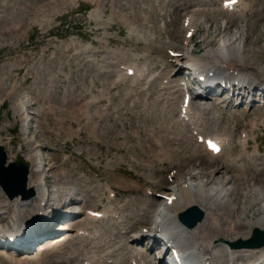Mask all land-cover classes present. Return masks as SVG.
I'll return each mask as SVG.
<instances>
[{
  "label": "rangeland",
  "instance_id": "374dc122",
  "mask_svg": "<svg viewBox=\"0 0 264 264\" xmlns=\"http://www.w3.org/2000/svg\"><path fill=\"white\" fill-rule=\"evenodd\" d=\"M171 1L0 0V145L6 151L7 164L12 161L16 164L25 163L30 170L37 164L45 176L51 177L45 192L50 191L52 194L51 203L56 210L38 215L45 223L42 225L43 235L47 232L45 227L51 226L50 223L57 216L68 215L56 214L58 207L72 215L66 219H56L55 225L48 230L52 232L50 241H57L64 234L74 235L81 227L86 219L81 211L86 204L82 201L83 194L88 192L87 196L93 194L95 198L91 203L86 199L89 203L86 209L101 211L123 208L122 216L127 223L135 216L128 226L137 223L143 225L148 217L155 221L154 213L159 210L161 201L153 200L151 193L165 188L168 191L171 188L180 189L190 177L187 174L196 173V168L200 166L199 159L190 160L185 165L163 163L156 158V153L159 151L161 155L160 149L163 147L172 150L179 146V142L170 139L176 134L175 129L162 119L163 109L168 108L169 104L165 99L168 94H165L161 86L168 89L170 84L165 83L169 79H160V75H168L166 68L171 64L169 49H178L185 35L181 29L183 16H186L184 14L197 12L194 11L196 7H193L195 4L190 0ZM185 1H189L188 5H183ZM253 5L252 9L247 10L246 16L236 19L217 12H211V15L197 14L198 30L192 37V43L197 44L198 52L206 49L208 44L216 46L222 40L233 39V33H239L244 38L245 48L252 51L255 67L264 73V0H257ZM215 15H218L217 18ZM112 61L117 65L109 63ZM120 62L145 66L139 68L132 64L124 67L126 71L127 67L134 68V72L144 71V78L137 79L134 74L135 80L132 75L120 76ZM172 65L169 66V77L173 74ZM148 70V78L158 74V79L154 76L147 82L145 77ZM256 88L257 93L245 104L242 102L241 105L227 107L224 103H216L215 119H212L217 121L216 128L212 126L217 131L233 134L232 130L235 129L230 152L234 159L246 151L248 153L246 157L238 159L240 168L232 166L226 170L227 177H241V180L233 179V182L223 184V179L210 183L207 177L202 178L207 192L214 193L217 189L229 192L225 198L230 200L228 204L233 207V220L235 217L244 221L255 220L262 214L263 203L259 198L264 199V97L259 87ZM224 98L223 92L219 93L218 99ZM209 100L215 103L214 97ZM22 101L26 106L24 114L17 108ZM259 110L261 112H257ZM103 111L106 113L104 116L101 115ZM242 133L250 138L246 151H243L244 146L241 144ZM254 149L260 151L262 157L259 160L257 155H253ZM14 154L16 157H13ZM228 158L226 155L219 158L218 162ZM209 165L205 161V168ZM241 168L245 169L243 173L239 171ZM64 171L81 178L82 184H86L84 188L81 187L84 191L79 190L77 183H66V180L61 179ZM175 174L176 181L173 178ZM0 176L6 181L8 179L7 183L11 181V189L21 190L15 186L18 184L17 176L4 173L1 156ZM29 176V190H26L27 187L24 190L31 195ZM64 189L79 198L76 204L70 201L64 203L61 195ZM109 190H113L115 197H108ZM56 193L59 194V201L53 199ZM147 207L152 213L146 212ZM6 209L0 211V218L4 221L12 218L14 208ZM187 209L183 211L186 213ZM74 211H78L77 215ZM129 213L132 216L130 218ZM47 214L51 215L48 222ZM36 216L37 213L24 220L31 224L40 218ZM72 221L76 224L70 230L58 231L62 229V222L66 225ZM225 221V231H220L221 240L234 239L237 243L252 237L253 230L248 231L244 227L233 231L232 217ZM102 224L96 225L98 235L105 233L108 228H114L110 220ZM147 227L151 230L150 225ZM236 234L241 237L236 238ZM123 236L125 238L117 240L124 244L128 236ZM49 239L37 243L36 250L31 253L22 252V258L26 260L28 254H31L34 259L41 258L39 262L35 261L39 264L43 261L46 262L44 264H51L58 253L61 258L65 251L60 255V248L48 244ZM146 243L149 244V240ZM77 244L82 243L79 241ZM84 244L86 250L84 248L76 252L77 256L81 252L93 250ZM139 248L146 250V246ZM156 249L152 244L149 250L151 259L155 264H164L165 258H160L161 254L160 257L157 255L159 249ZM9 252L0 249L2 257L3 254L21 257L16 252ZM69 253L66 251L65 255ZM2 257L0 264H10L6 259L2 260Z\"/></svg>",
  "mask_w": 264,
  "mask_h": 264
},
{
  "label": "bare ground",
  "instance_id": "6f19581e",
  "mask_svg": "<svg viewBox=\"0 0 264 264\" xmlns=\"http://www.w3.org/2000/svg\"><path fill=\"white\" fill-rule=\"evenodd\" d=\"M172 1L178 2V0ZM190 1L195 4L193 5V7H196L194 11L197 12H189L184 14L186 16H183L184 21L182 22L181 29L182 32H185V35L182 38L179 48L171 49V51L178 53V56H170L171 64H173L172 66L174 67V70L171 71V73L173 72V74L171 77H169L170 64L166 68V73L168 75H160V79H169L165 81V83L170 84V87H168V89L161 86V89L165 91V94H168L165 99L168 100L167 102L169 104L168 105L166 103L168 105V108L163 109L162 119L168 121L169 124L172 125L175 129L176 134H174L170 139H172V141L179 142V146L176 148H171L172 150L163 147L162 149H160L161 155H159V151L156 153V158L163 163L171 162L185 165L186 162H189L190 160L199 159L201 162L200 166L196 168V173H191L193 175L187 174L190 177L187 178L186 181H184L180 189L171 188L168 191V188H165L161 189V191L156 190L155 192L151 193V197H153V200H159L161 202H159L158 205L159 210H157L155 213L153 212L155 214V221L152 217H148L145 221H143V225H141V223H137L138 225L128 226L127 224L129 223V221L135 216L133 218H130L132 217L130 213L129 216L126 215L125 217L128 216L130 218L127 223L124 219V216H122V213L124 211L123 208H109L103 211H97L89 208L86 209V206H88L89 203L93 202V199L95 198V195L93 194L91 195V197H89V195L87 196V194L89 193L87 191L88 193H86L85 195L83 194L82 200L85 201L86 204H84L81 210L83 211V214L86 215V219L83 223H81V227L78 228L77 232L74 235L64 234V236L59 238L57 241L48 242V244H53L58 249L60 248V255L61 252L64 251L70 252L69 255H65L64 252L63 256L65 255V257L62 256L63 258H60V256H58L59 253L58 255L56 254L58 251L57 249L56 253H54L57 255V258L51 264H155L151 259L149 250L150 247H152V244L153 246L158 245L159 237H157L156 235H151L150 229L147 227V225H150V227L160 226V228H162V231H160L162 235L173 236L183 249V259H188L191 264H264V246L256 248L246 247L245 244L239 246L237 244L243 243V241H239L236 243L234 239L221 240L220 238V231H225L223 227L226 224L225 220H229L231 219V217V229H233V231H236L237 229L240 230V228L243 227L249 229L248 231L253 230L256 227L264 229V199L261 197L259 198L263 203L262 214L260 215V217L256 218L255 220L249 219L247 221H244L240 217H235V219L233 220V207L231 208V206H229L228 204L230 200H226L225 198L226 194H228L229 192H227L226 190L217 189L214 193H209L206 191V184L202 182L203 177H207L210 183H214L219 179H223V184L230 181L233 182V179H237L236 176H231L232 178L227 177L226 170L232 168V166H236V168L241 167H238L237 161L238 159L240 160L241 158L247 156L248 153L246 151V145H249V137L246 133H242L241 144L244 146L243 151H246L247 154L242 152L243 154H241L239 158L234 159L230 152L235 129L232 130L233 134H230V132H228L229 134L223 133L222 131H217L215 129L217 121L214 122V120L212 119H215L213 115L217 109L216 103H224L227 105V107H234L243 103L245 104L246 101H248L250 97L252 98V95H255L256 91H258V88L256 87H259V92L264 97V73L262 71H259L258 68L255 67L254 59H252L253 54H251L252 51L245 48L244 38L239 33H233V39L224 42L222 40L221 42H219V44H216V46L208 44L205 47L206 49H202L201 52H198V50L196 49L197 44L192 43V37L198 30V24L196 21V17L198 16L197 14L211 15V12H217L218 14L221 13L224 15H231L234 19H236L237 17L241 18L243 16H246L247 10L252 9V7L254 6L253 4L257 2V0H254V2L251 1L252 3L246 0H235V2L230 3V6H228L229 4H226V2L229 0ZM188 3L189 1H185L183 5H188ZM93 14H95V12ZM217 16L215 15L216 18ZM232 22L234 21L232 20ZM194 45H196V47H194ZM186 60L187 62H199L200 66L204 69V73L207 74L206 83H199V89L202 90V88H204L205 92H193L195 94L194 98H192L188 104H184V99L185 95L187 94L186 91H190V88L186 85L185 80L182 78L186 72V67L183 66ZM129 69L130 67H127L126 72H128ZM134 75L137 79H143L145 76V72L137 70V72H134ZM258 75L259 80H262L261 82L257 80ZM156 78L158 79V76H156ZM211 79L216 80L217 84H219L216 86L209 85ZM233 84L246 85L247 89L241 91V93H239L238 95L234 93L231 97H229V95L227 94L226 98H224L223 100L218 99L219 97L218 93L216 92V88L221 87L222 89H227L230 88V86ZM177 86H179V88ZM212 97L215 98V103H210L209 98ZM235 99H239L240 102L238 101L237 103ZM17 108L18 111L23 114L26 111V106L23 101L21 103H18ZM257 112L261 111L259 110ZM101 115L104 116L106 115V113L103 111ZM211 122L212 124H214L212 125ZM164 123L165 122L163 121V124ZM212 126H215V128H213ZM169 127L171 128V126ZM167 128L168 126L166 127V130L168 131ZM213 139L218 140L222 145V149L219 152H214L213 150H210L208 148L209 140ZM2 151L3 153L6 152L4 151V149ZM2 151H0L1 164L3 161ZM258 152L259 149L254 150L253 155H257ZM186 153H189V155L184 156V154ZM226 155L227 157H229L228 159H226L224 162H218L219 158H222ZM13 157H16V154H14ZM11 158L12 157L10 156V160H12ZM30 159L32 161V158ZM205 161L210 164L207 168H205ZM3 169L6 175L9 176L13 173L15 174V176H17V178L20 177L19 179L21 180V175L24 170H18L14 167H7ZM256 170L258 169H255L254 171ZM29 171V185L32 188V194L30 195L32 196V198L30 199L21 198L22 194L27 192L26 190H24V188L21 190L18 189L11 191V188L9 187L7 181L0 176V182L7 190L4 192L0 186V211L4 208H8V210L14 208L11 212V216L14 217V223L24 221V219H30L31 217H33L35 213H32L31 215L32 211H30L33 204H42L41 202L46 200L47 198V200L51 202V194L49 193L50 191L45 192V189L49 187L48 181L51 177L45 176L44 171L41 170V167L37 164H34V166ZM239 171L243 173L245 169L241 168ZM178 172L179 171H177V173ZM223 172L224 174H222ZM175 176H177V174L173 176L174 179ZM240 176H243V174H241ZM240 178L238 179L241 180ZM242 178V180H245V177ZM61 179L66 180V183H77L78 186H80L79 190L84 191L81 187L84 188L86 184L83 185L82 179L76 176V174L68 175V173L64 171V173L61 174ZM84 182L87 183V181ZM96 192L97 191L95 189V193ZM13 194L15 196L14 199L11 198L13 197ZM236 194L237 193H235V196ZM61 195H63L64 203L70 201L71 203L76 204L79 199L67 189H64ZM54 198L56 199V201H59V194L56 193L53 199ZM86 199L90 202L87 203ZM220 201H222V203ZM188 207L199 208L203 211V213L205 212L206 214H204V219L198 222V224H196L194 227H189L178 219L179 214ZM58 208V212L56 214L68 215L65 217L57 216L50 223L51 226L47 225L45 227L47 228V232H44V235L42 232L44 226L42 228V225H45V223L44 221H42V218L40 216H36V218H40L35 219L34 222H31V224L33 223L32 226L34 228L32 230V233L30 235H27L25 238L26 241H31L34 238H36V240L30 242L28 245L22 247L21 249L25 248V250L29 251L33 247L36 248L37 243L49 239V236L52 234V232L51 230H48L53 227L55 221H57L56 219H66L67 217H72V215L69 214L70 212L65 213ZM55 210L56 209L53 208V211ZM145 210L148 213H152V211L148 207L145 208ZM222 210L224 211L221 212ZM193 212L195 215L196 212ZM37 215L42 216V213H37ZM47 216L48 222L51 215L47 214ZM54 216L55 213L52 214V217ZM22 217H24V219L19 220ZM109 220L112 222V226L114 228H108L107 230L104 229L105 233H100L101 235H98L99 230L96 231V225L100 223L102 224L104 221L109 222ZM75 224L76 223L72 221L70 223H67L66 225L62 223L60 224V227L67 232L71 229V226ZM139 225L140 227H138ZM136 227L138 228V230ZM21 231L22 230L19 229V233ZM0 235H2L1 229ZM123 235L128 236L129 238L126 239L127 242H125L124 244L120 243L121 241L119 242L117 240V238L122 239L124 237ZM40 237L43 238L40 239ZM235 237L240 238L241 235L236 234ZM147 240H149V244L146 243ZM79 241H81L82 244L78 245L77 243ZM4 242L7 241L4 240ZM84 243H86L87 247L91 246V249L93 250H91V252H81V255L79 254L80 256H77L78 254L76 255L75 253H78V251L85 248ZM71 246L72 249L70 248ZM140 246H146V250H142L141 248H139ZM147 246H149V248ZM85 250L86 248L84 249V251ZM160 254L161 252L159 251V257ZM31 256V254H28L26 260H24L22 257L14 258L8 255L6 256L5 254H3L2 257V255L0 254V258L2 257V260L6 259L10 262V264H39L37 262H39L38 260H41V258L37 260L36 258L34 259ZM163 260L166 261V258ZM44 262L45 261L40 264H44Z\"/></svg>",
  "mask_w": 264,
  "mask_h": 264
},
{
  "label": "water",
  "instance_id": "95a60500",
  "mask_svg": "<svg viewBox=\"0 0 264 264\" xmlns=\"http://www.w3.org/2000/svg\"><path fill=\"white\" fill-rule=\"evenodd\" d=\"M0 151H2V148L1 147H0ZM2 153H3V151H2ZM2 160H3L2 161V164H3L2 167L3 168H7L5 166V163H6V155H5V153H3ZM8 167H14V168H16L18 170H24L23 173H22V175H21V180L19 179L20 177L17 178V179L15 178L16 181L18 182V184L15 185V186H19L20 189H23V188L25 189L26 188V185H27V176H28V167H27V165H25V164L17 165L15 163H10V165ZM7 181H8V179H7ZM10 182H8V185L11 188V186L9 184ZM1 185L4 188V186H3L2 183H1ZM11 191H13V189H11ZM193 211L196 212L195 215H194V212ZM188 212L189 213H193V215H194V218L193 217L192 218H188L189 221H187V223L189 224V226H194L195 224L198 223V221H201L203 219V217H204L203 211H201L198 208H192ZM243 244H245V246H247V247H261V246H263L264 245V231L261 230L258 227L255 228L254 229V236L251 239H249L248 241L243 242V243H238L237 245L242 246Z\"/></svg>",
  "mask_w": 264,
  "mask_h": 264
},
{
  "label": "snow or ice",
  "instance_id": "6c2138e0",
  "mask_svg": "<svg viewBox=\"0 0 264 264\" xmlns=\"http://www.w3.org/2000/svg\"><path fill=\"white\" fill-rule=\"evenodd\" d=\"M231 2H235V0H231ZM228 6H230V4ZM209 146H210V148L213 151H218L219 150L218 147L214 143H212V142H209Z\"/></svg>",
  "mask_w": 264,
  "mask_h": 264
}]
</instances>
